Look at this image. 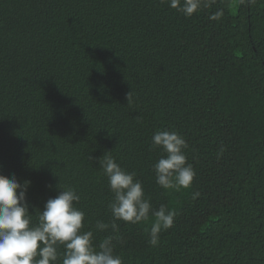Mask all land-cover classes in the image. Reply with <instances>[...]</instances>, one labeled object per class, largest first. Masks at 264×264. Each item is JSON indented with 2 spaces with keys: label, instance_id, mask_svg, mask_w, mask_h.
<instances>
[{
  "label": "trees",
  "instance_id": "1",
  "mask_svg": "<svg viewBox=\"0 0 264 264\" xmlns=\"http://www.w3.org/2000/svg\"><path fill=\"white\" fill-rule=\"evenodd\" d=\"M204 3L186 18L161 0H0V174L31 181L33 223L71 187L93 244L112 235L94 227L112 221L110 154L176 213L155 246L154 217L116 221L123 264H264V0ZM164 129L188 143L187 189L156 184Z\"/></svg>",
  "mask_w": 264,
  "mask_h": 264
},
{
  "label": "clouds",
  "instance_id": "2",
  "mask_svg": "<svg viewBox=\"0 0 264 264\" xmlns=\"http://www.w3.org/2000/svg\"><path fill=\"white\" fill-rule=\"evenodd\" d=\"M161 3H167L186 18L202 5L208 6L204 0H161ZM221 15L217 11L210 18L219 19ZM126 99L132 103L130 92ZM152 147L160 148L163 153L152 165L156 184L175 191L191 187L195 170L187 163L185 149L189 146L185 138L177 131L157 130L152 136ZM223 151L221 146L217 159ZM98 161L113 194L108 205L111 223L98 220L94 225L100 232L111 229L112 235L105 236L98 246L93 244V231H83L85 213L76 207L80 196L73 188L56 185L57 194L47 199L42 209L34 208L37 216L33 223L26 201L31 181L18 182L14 174L10 178L0 174V264H57L58 261L59 264H123L121 257L114 254L113 241L119 231L116 221L138 224L154 217L149 242L154 246L158 243L159 233L173 226L175 211L165 205L154 209L135 172L123 169L110 154ZM199 195L194 192L193 199ZM61 246L63 252L59 253Z\"/></svg>",
  "mask_w": 264,
  "mask_h": 264
}]
</instances>
